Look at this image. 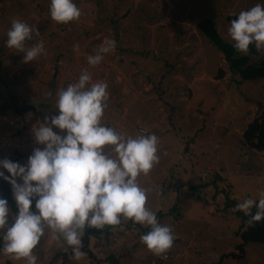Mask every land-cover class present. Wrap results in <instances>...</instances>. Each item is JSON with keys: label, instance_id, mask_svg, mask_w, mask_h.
<instances>
[{"label": "rangeland", "instance_id": "rangeland-1", "mask_svg": "<svg viewBox=\"0 0 264 264\" xmlns=\"http://www.w3.org/2000/svg\"><path fill=\"white\" fill-rule=\"evenodd\" d=\"M75 3L80 18L64 24L52 20L50 0H0V158L24 164L42 147L32 128L56 114L58 91L86 69L92 82L108 84L102 123L126 135L158 136L159 161L138 183L149 189L146 206L172 228L175 240L155 255L140 240L149 229L122 220L98 232L86 228L87 250L76 261L71 246L46 226L34 249L37 264H264L261 243H248L240 258L223 257L238 254L241 242L242 211L235 206L264 193V152L242 139L264 107V80L234 76L196 26L209 19L231 42V20L264 0ZM13 19L39 31L27 46L43 41L45 54L25 63L23 53L6 46ZM107 39L115 40L114 50L89 65L87 57ZM250 58L264 61V51ZM10 262L25 264L0 252V264Z\"/></svg>", "mask_w": 264, "mask_h": 264}, {"label": "clouds", "instance_id": "clouds-1", "mask_svg": "<svg viewBox=\"0 0 264 264\" xmlns=\"http://www.w3.org/2000/svg\"><path fill=\"white\" fill-rule=\"evenodd\" d=\"M49 11L57 23L67 24L81 16L75 0H50ZM34 32L39 31L19 19H13L7 31L6 46L23 53L25 63L46 52L43 41L27 46ZM228 35L241 54H247L251 45L264 51V3L240 11L231 20ZM115 46V40H105L95 55L87 57L88 64H100ZM107 89L106 82H92L91 74L82 70L75 82L58 91L56 114L45 116L32 128L35 142L42 147L34 148L24 164L0 158V169L9 174L0 170V178L11 184L17 208L11 213L9 201L0 197L3 254L37 264L34 249L47 226L71 246L73 258L80 261L85 256L81 249L86 228L102 230L122 220L149 229L140 240L155 255L173 246L172 228L161 224L157 213L146 206L149 189L138 183V177L147 175L159 161V138L151 132L126 135L102 123ZM235 208L249 217V225L264 220V193Z\"/></svg>", "mask_w": 264, "mask_h": 264}, {"label": "trees", "instance_id": "trees-1", "mask_svg": "<svg viewBox=\"0 0 264 264\" xmlns=\"http://www.w3.org/2000/svg\"><path fill=\"white\" fill-rule=\"evenodd\" d=\"M198 30L207 37L216 49L224 56L225 61L229 65L231 73L238 77L241 81L264 80V61L251 62V56L259 53L254 45H251L247 54H241L235 50L232 42L225 41L209 19H204L196 24ZM222 77L219 74L218 78ZM243 143L246 147L259 152H264V107L253 121H251L242 135ZM0 187L5 194V198L9 201L11 209L16 213L17 208L15 201L11 196L10 185L0 178ZM255 211V209H253ZM240 215V232L239 238L241 242L236 246L238 254L230 252L223 257L240 258L244 254V247L248 243L264 244V220L249 225V217L242 212ZM90 232H98L97 229ZM108 236H106L107 238ZM86 233L82 237V251L87 250ZM222 257V258H223ZM116 260L111 259V264H116Z\"/></svg>", "mask_w": 264, "mask_h": 264}, {"label": "crops", "instance_id": "crops-1", "mask_svg": "<svg viewBox=\"0 0 264 264\" xmlns=\"http://www.w3.org/2000/svg\"><path fill=\"white\" fill-rule=\"evenodd\" d=\"M11 193H12V190H11ZM13 195V194H12ZM12 262H10V264H11Z\"/></svg>", "mask_w": 264, "mask_h": 264}, {"label": "built area", "instance_id": "built-area-1", "mask_svg": "<svg viewBox=\"0 0 264 264\" xmlns=\"http://www.w3.org/2000/svg\"><path fill=\"white\" fill-rule=\"evenodd\" d=\"M165 257H166V254H165Z\"/></svg>", "mask_w": 264, "mask_h": 264}]
</instances>
